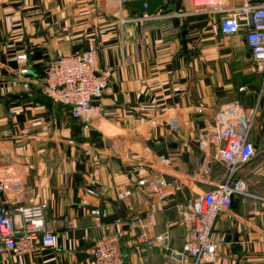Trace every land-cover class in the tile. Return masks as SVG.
Wrapping results in <instances>:
<instances>
[{"label":"crops","instance_id":"0c3cea01","mask_svg":"<svg viewBox=\"0 0 264 264\" xmlns=\"http://www.w3.org/2000/svg\"><path fill=\"white\" fill-rule=\"evenodd\" d=\"M174 3L0 0V208L46 202L45 226L54 235L20 255L0 246V264H93L101 227L93 225L92 208L104 210L101 223L122 231L129 263L187 264L186 255L177 257L189 230L184 211L225 174L199 137L225 103L259 108L250 132L256 154L239 175L264 195L261 73L244 32L222 33L219 15L189 0H182L181 15L119 23L121 15L177 11ZM96 46L109 83L94 99L100 112L76 119L41 93L39 79L56 56ZM23 52L26 59H17ZM24 65L28 72L20 74ZM159 176L177 178L179 188L155 187ZM232 201L215 219L210 264H264V201ZM148 212L152 233L169 231L168 247L147 249L130 228L131 218Z\"/></svg>","mask_w":264,"mask_h":264},{"label":"built area","instance_id":"2783aa9c","mask_svg":"<svg viewBox=\"0 0 264 264\" xmlns=\"http://www.w3.org/2000/svg\"><path fill=\"white\" fill-rule=\"evenodd\" d=\"M189 2L195 6L208 7L217 13L218 27L222 33L244 32L253 65L261 73L259 94L263 95L264 0H208L203 3L189 0ZM182 13L183 10L158 9L132 16L121 15L119 23L130 21L143 23ZM26 56L27 54L23 52L16 55V58L24 60ZM18 72L27 73V66L20 67ZM108 83V70L100 68L97 64V46L56 56L44 66L39 79L43 95L55 103L66 106L71 117L83 120L100 112L94 99L101 94ZM23 85L28 86L26 81ZM258 113L257 105L246 110L237 102L225 103L218 108L200 133V145L214 148L217 160L224 165L225 174L213 187L196 194L184 211L189 223V230L184 239L187 264H210L214 261L217 242L212 238V229L215 219L220 212L231 208L234 198L241 203L249 199L264 201V195L249 190L239 175L243 166L256 154L254 144L250 140V131ZM175 129H179L178 123ZM153 183L157 188L161 186L179 188L175 177L159 176ZM46 211V202L0 208V246L12 255H20L37 249L41 243L53 242L54 235L45 226ZM103 212L101 208L90 210L93 225L101 227V234L95 237L93 242V264H131L125 259L120 246L122 231H115L109 224L101 223V216L105 214ZM15 215L18 217L17 221ZM153 224L154 220L150 212L134 216L129 221L136 238L144 242L147 249L153 248L158 242H164L165 247H168L166 241L169 238V231L166 229L161 233H152L150 230ZM260 249L264 260V236ZM12 264H20V262L15 260Z\"/></svg>","mask_w":264,"mask_h":264},{"label":"water","instance_id":"95a60500","mask_svg":"<svg viewBox=\"0 0 264 264\" xmlns=\"http://www.w3.org/2000/svg\"><path fill=\"white\" fill-rule=\"evenodd\" d=\"M168 1V0H167ZM181 6H182V0H175V3H174V9L175 10H181ZM263 95H264V91H263ZM262 114L264 115V108L262 109ZM167 143L169 144V145H173V142L170 140V139H167ZM232 235H233V237L236 239V237H237V232H235L234 230H231V232H230ZM185 248V247H184ZM178 256V258H181V256L182 255H187V248H185L184 250H183V252L182 253H180V254H177Z\"/></svg>","mask_w":264,"mask_h":264},{"label":"rangeland","instance_id":"374dc122","mask_svg":"<svg viewBox=\"0 0 264 264\" xmlns=\"http://www.w3.org/2000/svg\"><path fill=\"white\" fill-rule=\"evenodd\" d=\"M257 122H258V121H257L256 118H255L254 121H253V125H252V126L254 127V125H257ZM253 127H252V128H253ZM251 131H252V130H251ZM251 131H250V132H251ZM250 140L252 141V138H250ZM217 165H218V166H217ZM216 166H217L216 168L214 167L215 169H218V170L220 169V170H221V166H222V165H220V164L217 162V163H216ZM214 168H213V169H214Z\"/></svg>","mask_w":264,"mask_h":264}]
</instances>
